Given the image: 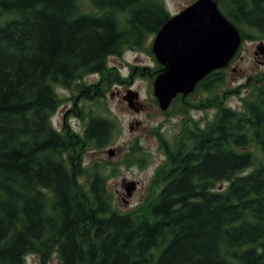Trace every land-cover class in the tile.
I'll use <instances>...</instances> for the list:
<instances>
[{
    "label": "trees",
    "instance_id": "trees-1",
    "mask_svg": "<svg viewBox=\"0 0 264 264\" xmlns=\"http://www.w3.org/2000/svg\"><path fill=\"white\" fill-rule=\"evenodd\" d=\"M214 1L242 40L264 36V0ZM0 16V264L53 254L58 264H264V86L252 85L243 112L209 98L202 107L217 112L205 128L174 144L159 137L166 160L146 200L118 214L108 176L82 161L109 145L114 122L89 115L82 135L56 131L52 85L99 74L80 95L103 97L119 78L107 59L156 35L170 19L164 1L0 0ZM223 70L198 88L212 92Z\"/></svg>",
    "mask_w": 264,
    "mask_h": 264
},
{
    "label": "rangeland",
    "instance_id": "rangeland-1",
    "mask_svg": "<svg viewBox=\"0 0 264 264\" xmlns=\"http://www.w3.org/2000/svg\"><path fill=\"white\" fill-rule=\"evenodd\" d=\"M163 1L172 16L195 0ZM3 20L4 17L0 16V23ZM251 34L256 35L254 32ZM153 39L154 35L149 36L140 49L126 50L119 57L107 59L108 68L119 78L117 83L106 87L103 85L101 98L87 100L80 95L84 87L100 83L102 77L99 74L86 75L70 87L52 85L60 102L50 120L56 131L68 128L82 135L86 117L89 115L102 116L114 122V136L109 145L97 150L88 149L84 152L82 161L83 167L97 164L101 167V175L108 176L106 190L111 198L112 209L118 214L132 213L146 200L150 182L166 160L160 149L159 137L173 143L183 127L196 124L203 129L213 121L217 112L213 106L203 108L201 105V108L190 109L186 106L179 107L178 101L171 108L168 106L164 112L159 108L153 95L154 78L160 69L151 51ZM261 42L264 43V36L243 40L236 55L223 70L222 83L210 93L197 88L189 101L198 105L199 101L203 103L217 96L222 107L243 112L244 98L249 103L255 98L252 88L254 82L257 81L259 86L264 82V63H261L264 62L263 55L255 54L256 46ZM127 91L138 94V101L144 106L143 109L134 112L128 108L123 99ZM136 145L140 151L131 152ZM109 149L113 150V156H108ZM256 154L264 162V157L258 152ZM129 181L137 182V187L131 197L126 198L123 184ZM225 186L226 183H223L217 187L220 189ZM121 196L127 200L126 204ZM25 264H39V259L37 256L28 255ZM47 264H58L57 255L53 254Z\"/></svg>",
    "mask_w": 264,
    "mask_h": 264
},
{
    "label": "water",
    "instance_id": "water-1",
    "mask_svg": "<svg viewBox=\"0 0 264 264\" xmlns=\"http://www.w3.org/2000/svg\"><path fill=\"white\" fill-rule=\"evenodd\" d=\"M240 43L239 32L213 0H196L172 16L157 32L152 44V53L162 66L153 83L159 108L165 111L178 93L189 94L210 72L225 68ZM256 50V55L263 54L264 45L259 44ZM123 99L134 112L141 109L137 93L127 91ZM107 154L113 156L114 152L108 150ZM123 189L125 197L130 198L136 184L125 182ZM124 203H127L125 198Z\"/></svg>",
    "mask_w": 264,
    "mask_h": 264
},
{
    "label": "flooded vegetation",
    "instance_id": "flooded-vegetation-1",
    "mask_svg": "<svg viewBox=\"0 0 264 264\" xmlns=\"http://www.w3.org/2000/svg\"><path fill=\"white\" fill-rule=\"evenodd\" d=\"M262 60H264V53H263V56H262ZM261 63H264V62H261ZM213 74H214V72H211L209 75H207L202 81H200L198 84H197V86H196V88L194 89V91L195 90H197V87H198V85L200 84V83H202L203 81H206V79H208L209 77H211V76H213ZM255 82H257V81H255ZM254 82V83H255ZM257 84H259L258 82H257ZM253 86H254V84H253ZM259 86V85H258ZM264 86V82H262L261 84H260V86L259 87H263ZM253 88V87H252ZM193 91V92H194ZM249 91V90H248ZM247 91V92H248ZM251 91V90H250ZM192 92V93H193ZM192 93H189V94H187V95H178L176 98H174L171 102H170V104H169V107L168 108H171L172 107V105L174 104V103H176L177 101V103H178V106L179 107H183V106H186V107H188L189 109L190 108H192V107H194V108H201V105H202V103L199 101V104L197 105V104H195V103H192V102H190L189 100H190V96H192L193 94ZM254 93V92H253ZM244 101H245V98H244ZM248 103V102H247ZM141 106H142V109L144 108V106L141 104V103H139ZM183 129H187V130H190V129H201L199 126H197L196 124H193L192 126H185V127H183L181 130H180V132H182L183 131ZM83 130H84V128H83ZM179 132V133H180ZM174 143V142H173ZM136 184H137V182H136ZM121 198H123V196H121Z\"/></svg>",
    "mask_w": 264,
    "mask_h": 264
},
{
    "label": "bare ground",
    "instance_id": "bare-ground-1",
    "mask_svg": "<svg viewBox=\"0 0 264 264\" xmlns=\"http://www.w3.org/2000/svg\"><path fill=\"white\" fill-rule=\"evenodd\" d=\"M216 50H217V49H216ZM152 54H153V53H152ZM174 54H175V52H171V55H174ZM155 78H156V76H155ZM155 78H154V80H155ZM153 83H154V82H153ZM153 91H154V90H153ZM178 95H183V93H178L174 98H176ZM154 97H155V96H154ZM155 98H156V97H155ZM174 98H173V99H174ZM173 99H172V100H173ZM156 100H157V98H156ZM172 100H171V101H172ZM157 102H158V100H157Z\"/></svg>",
    "mask_w": 264,
    "mask_h": 264
}]
</instances>
